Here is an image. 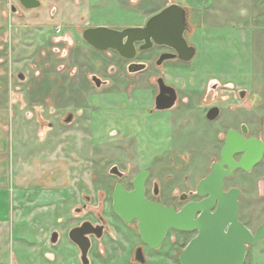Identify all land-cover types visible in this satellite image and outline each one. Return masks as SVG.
<instances>
[{"label": "rangeland", "instance_id": "obj_1", "mask_svg": "<svg viewBox=\"0 0 264 264\" xmlns=\"http://www.w3.org/2000/svg\"><path fill=\"white\" fill-rule=\"evenodd\" d=\"M51 1L31 10L0 1V111L7 115L0 124L10 123L17 161H55L59 176L58 196L26 191L21 210L0 221V264H81L69 233L101 218L108 231L92 239V264H127L139 237L132 233L137 223L130 230L113 211L119 182L132 190L133 179L151 170L147 197L155 198L158 182L161 203L182 207L179 198L195 192L220 161L229 130L245 125L248 138L264 141V0ZM171 4L188 11L186 38L197 50L190 62L157 66L162 50L155 48L139 52L134 61L147 68L132 74L131 61L83 39L90 27L144 25ZM93 75L107 84L97 88ZM159 77L177 90L179 103L150 114ZM215 105L221 115L210 122ZM114 166L123 179L110 174ZM231 188L241 190L240 220L255 233L264 224V156L251 172L228 177L225 190ZM53 232L60 235L55 245ZM195 235L170 231L160 249L145 250L148 264L176 262ZM245 264H264V239L249 248Z\"/></svg>", "mask_w": 264, "mask_h": 264}, {"label": "water", "instance_id": "obj_2", "mask_svg": "<svg viewBox=\"0 0 264 264\" xmlns=\"http://www.w3.org/2000/svg\"><path fill=\"white\" fill-rule=\"evenodd\" d=\"M19 1L28 10L41 6L39 0ZM187 21V9L172 4L152 16L145 26H130L121 30L108 26L90 27L84 30L83 39L97 51H115L129 61L137 58L138 44H142L139 47L140 52L150 50L155 44L167 46L175 51L162 54L156 62L157 66L176 59L190 62L197 50L196 47L189 45L184 37L188 30ZM146 68L147 65L144 63H132L128 71L135 74ZM18 78L25 80L22 73ZM91 81L97 88L107 84L96 75L92 76ZM156 82L159 93L155 100V109L158 111L172 109L177 101V90L166 84L162 77ZM245 96L246 91H242L240 97ZM220 115L221 108L214 106L208 111L206 118L214 122ZM72 120L73 115H69L65 122L71 123ZM247 133L245 125H242L241 133L234 129L228 131L220 161L212 163L210 174L199 182L194 193H190L198 195L203 198L202 200L189 202L179 211L174 206L167 207L148 200L145 185L150 172L146 170L134 179L133 190L126 189L122 182L115 186L114 212L127 225L136 221L143 243L154 250L162 246L171 229L197 232L180 256L182 264H243L249 248L264 239V224L253 233L241 222L242 192L238 188L226 191L225 180L240 169L251 172L264 156V141L248 138ZM110 174L119 179L124 177V173L117 166L112 167ZM154 195H159L158 184L155 186ZM188 197L189 194L184 193L180 200L187 201ZM103 232L102 226L95 227L91 222L70 231L69 238L79 248L83 264H89L92 246L90 235L95 234L97 239H100ZM58 237V232H54L51 243L56 244ZM136 259L143 262L141 248L137 250Z\"/></svg>", "mask_w": 264, "mask_h": 264}, {"label": "crops", "instance_id": "obj_3", "mask_svg": "<svg viewBox=\"0 0 264 264\" xmlns=\"http://www.w3.org/2000/svg\"><path fill=\"white\" fill-rule=\"evenodd\" d=\"M5 117L7 115L0 111V118ZM11 131L12 128L8 121L4 125L0 124V221L3 220L5 224L10 218V213V215L15 216L16 212L19 209L21 210L23 200L27 197L26 191H47L52 192L53 197L58 196L56 180L59 176L57 175L56 162L43 161L41 157L35 156L26 162L17 161L14 158V152L12 153ZM45 195L44 199L52 196ZM28 198H31V196H28ZM28 204L31 205V203ZM59 238L60 235L58 241ZM78 252L80 253L79 249ZM50 258L53 257L50 255ZM79 259L82 262L81 254H79Z\"/></svg>", "mask_w": 264, "mask_h": 264}, {"label": "flooded vegetation", "instance_id": "obj_4", "mask_svg": "<svg viewBox=\"0 0 264 264\" xmlns=\"http://www.w3.org/2000/svg\"><path fill=\"white\" fill-rule=\"evenodd\" d=\"M13 1V0H12ZM14 1H16V2H18L24 9H26L21 3H20V1L19 0H14ZM40 1V0H39ZM172 5V4H171ZM171 5H168V6H166V7H169V6H171ZM165 7V8H166ZM165 8H163L162 10H164ZM15 7L14 6H12L11 7V10L13 11L14 10V12H15ZM161 10V11H162ZM160 11V12H161ZM146 24V23H145ZM145 24L144 25H141V26H145ZM187 26H188V21H187ZM190 31V28L188 27V30H186V32H185V34H184V37H185V39H186V41H187V38H186V33H188ZM188 42V41H187ZM189 44V43H188ZM142 44H138L137 45V48H138V54H139V47L141 46ZM190 45V44H189ZM193 46V45H192ZM155 48H159V49H161L162 51H161V53L158 55V57H157V60L160 58V56L162 55V54H164V53H175V51L174 50H172L171 48H169V47H167V46H159V45H155L154 44V46L150 49V50H147V51H152V50H154ZM157 60L155 61V63L157 62ZM168 61H181L180 59H176V60H168ZM167 61H165L164 63H166ZM132 63H138V62H135V61H131L130 62V64H129V66L132 64ZM163 63V64H164ZM162 64V65H163ZM128 66V67H129ZM160 78V77H159ZM166 82V81H165ZM167 84V83H166ZM158 86V85H157ZM158 93H159V87H158ZM158 95V94H157ZM157 97V96H156ZM156 97H155V100H156ZM155 100H154V109H152V110H150V114H153V113H155V112H168V111H171V110H173L176 106H177V104L179 103V94H178V92H177V101H176V104H175V106L172 108V109H170V110H164V111H158V110H156L155 109ZM216 106V105H215ZM212 107H214V106H212ZM211 107V108H212ZM210 108V109H211ZM209 109V110H210ZM208 110V111H209ZM208 111H207V113H208ZM206 116H207V114H206ZM211 122V121H210ZM239 133H241V130H240V132ZM226 140V139H225ZM240 158V156L237 158V159H239ZM214 163V162H213ZM144 171H146V170H144ZM147 171H149L150 172V174H149V176H148V179H147V181H146V197H147V192L150 190V187H148L147 186V184H148V181H149V178H150V176H151V174H152V172H151V170H148L147 169ZM142 172V171H141ZM140 172V173H141ZM139 173V174H140ZM138 174V175H139ZM137 175V176H138ZM136 176V177H137ZM135 177V178H136ZM133 181H134V179H133ZM133 181H132V190L134 189V187H133ZM156 184H158V187H159V193H160V185H159V183L158 182H153V188H152V193H153V195H154V191H155V186H156ZM114 191H115V189H114ZM129 191H131V190H129ZM196 191V190H195ZM190 193H192V192H190ZM189 193V197H188V199H187V201H184V202H182L181 200H180V198H179V200L184 204L182 207H177L176 205H165V204H163V203H161V201L158 199V197L157 196H155V198L154 199H152L151 197H147L148 198V200H150V201H153V202H159V203H161V204H163V205H165V206H167V207H171V206H174L175 208H176V210L177 211H179L180 209H182L183 207H185L189 202H195V201H200V200H202L203 198H200L198 195H196V194H193V195H191ZM194 193V192H193ZM194 197H197L198 198V200H193V198ZM88 199V198H87ZM112 208H113V204H112ZM114 211V210H113ZM120 219V218H119ZM121 220V219H120ZM122 221V220H121ZM86 222H89V221H86ZM86 222H83L82 224H80V225H77L75 228H77V227H80V226H82L84 223H86ZM136 222V221H135ZM122 223L123 224H125L123 221H122ZM137 223V222H136ZM93 224V223H92ZM95 227H98V226H102L103 227V231L104 232H106V231H108V227H107V225H106V223L103 221V219L101 218L100 219V223H98V224H93ZM126 226H127V224H125ZM128 226H131V225H128ZM127 226V227H128ZM129 228V227H128ZM137 228H138V223H137ZM74 229V228H73ZM130 229V228H129ZM131 230V229H130ZM172 230H175V229H171L170 231H172ZM96 231V230H95ZM137 231V230H136ZM169 231V232H170ZM176 231H178V230H176ZM98 232V231H97ZM103 232V233H104ZM168 232V233H169ZM181 233H195L196 235H197V232H182V231H180ZM132 233H134L133 235L135 236V238L136 237H139V243H138V245H135V247H134V250H133V253L130 255V257L128 258V261H127V264H130V260L133 258L134 259V261L137 263V264H148V258H146L148 255H147V253L145 252V250L147 249L148 251H153L154 249H152V248H150L148 245H146L145 243H143V241H142V239H141V236H140V234H139V229H138V231L137 232H132ZM195 235V236H196ZM167 237V236H166ZM194 238V237H193ZM192 238V239H193ZM92 239H96V240H99V239H97V237H96V235L95 234H93V235H90V240H91V243H92V246H93V242H92ZM101 239V238H100ZM166 239V238H165ZM191 239V240H192ZM190 240V241H191ZM165 241V240H164ZM163 244H164V242H163ZM163 244H162V246H163ZM189 244V243H188ZM187 244V245H188ZM186 245V246H187ZM92 246H91V249H92ZM161 246V247H162ZM186 246H185V248H186ZM160 247V248H161ZM142 249V257H143V262H141V261H139V260H137L136 259V253H137V250L138 249ZM159 248V249H160ZM79 249V248H78ZM91 249H90V251H91ZM156 250H158V249H155L154 251H156ZM182 252L183 251H180L179 253H178V258H177V261L176 262H174V263H171V264H182L181 263V261H180V256H181V254H182ZM90 253V252H89ZM103 254V253H102ZM248 254V253H247ZM246 258H247V256H246ZM100 259V258H99ZM99 259L97 258L96 260H94L95 262L97 261H99ZM107 260H110L111 261V259L108 257L107 258ZM245 261H246V259H245ZM245 261H244V263L243 264H245ZM89 264H92V260H90V258H89ZM156 264H163V261L162 262H158V263H156Z\"/></svg>", "mask_w": 264, "mask_h": 264}]
</instances>
